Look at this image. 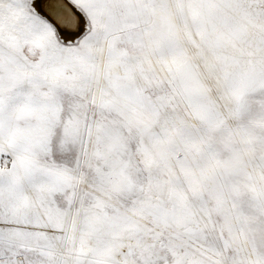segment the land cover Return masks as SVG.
Instances as JSON below:
<instances>
[{
  "label": "snow or ice",
  "instance_id": "snow-or-ice-1",
  "mask_svg": "<svg viewBox=\"0 0 264 264\" xmlns=\"http://www.w3.org/2000/svg\"><path fill=\"white\" fill-rule=\"evenodd\" d=\"M0 264H264V0H0Z\"/></svg>",
  "mask_w": 264,
  "mask_h": 264
}]
</instances>
